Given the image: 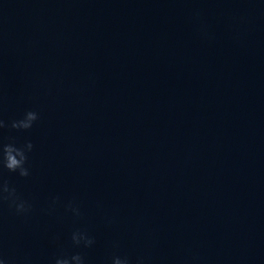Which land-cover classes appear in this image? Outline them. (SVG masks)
Wrapping results in <instances>:
<instances>
[{"label": "water", "instance_id": "1", "mask_svg": "<svg viewBox=\"0 0 264 264\" xmlns=\"http://www.w3.org/2000/svg\"><path fill=\"white\" fill-rule=\"evenodd\" d=\"M28 110L33 127L0 142L34 145L29 177L3 172L33 211L3 205L0 244L264 222V0H0V119Z\"/></svg>", "mask_w": 264, "mask_h": 264}, {"label": "clouds", "instance_id": "2", "mask_svg": "<svg viewBox=\"0 0 264 264\" xmlns=\"http://www.w3.org/2000/svg\"><path fill=\"white\" fill-rule=\"evenodd\" d=\"M39 119L36 111L28 110L19 119L6 122L0 119V130L13 129L18 132H27L34 123ZM31 140L23 144L17 145L14 138H9L8 143L0 142V208L7 204L9 209H13L17 215L27 216L33 211V205L27 199H24L17 191V188L3 178V172L14 173L20 178L30 176V167L28 166V154L33 150ZM60 203L58 196L51 198L47 211L49 214L55 211L56 206ZM66 211L70 212L75 218L82 216L78 205L73 201H69L64 205ZM71 243L75 248H90L95 243L94 238L86 229H76L71 233ZM116 246V245H114ZM0 264H15V261L6 256L0 250ZM22 264H31L29 258H24ZM51 264H86L85 257L81 252L73 254L62 253L54 257ZM110 264H133L128 256L113 255L110 257ZM135 264H145L144 258L139 257Z\"/></svg>", "mask_w": 264, "mask_h": 264}]
</instances>
